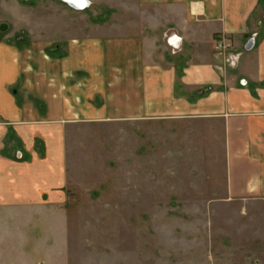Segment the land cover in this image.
Returning <instances> with one entry per match:
<instances>
[{
    "label": "crops",
    "instance_id": "1",
    "mask_svg": "<svg viewBox=\"0 0 264 264\" xmlns=\"http://www.w3.org/2000/svg\"><path fill=\"white\" fill-rule=\"evenodd\" d=\"M87 1L118 19L79 33L62 28L74 19L56 17L53 34L0 40V244H14L16 218L30 220L23 244L44 218L62 230L66 136L76 124L219 123L226 199L264 201L261 0ZM220 37L233 42L234 66L214 49Z\"/></svg>",
    "mask_w": 264,
    "mask_h": 264
},
{
    "label": "rangeland",
    "instance_id": "2",
    "mask_svg": "<svg viewBox=\"0 0 264 264\" xmlns=\"http://www.w3.org/2000/svg\"><path fill=\"white\" fill-rule=\"evenodd\" d=\"M91 8L0 0V40L53 34L56 17L74 19L78 25L62 28L79 33L119 17ZM66 145L62 230L58 218H44L23 244L21 225L30 220L16 218L14 244H0V264H264V201L226 199L219 123L76 124Z\"/></svg>",
    "mask_w": 264,
    "mask_h": 264
},
{
    "label": "built area",
    "instance_id": "3",
    "mask_svg": "<svg viewBox=\"0 0 264 264\" xmlns=\"http://www.w3.org/2000/svg\"><path fill=\"white\" fill-rule=\"evenodd\" d=\"M233 47V42L228 37H220L215 41L214 49L220 54L225 55V62L234 66L238 61V54H232L231 50Z\"/></svg>",
    "mask_w": 264,
    "mask_h": 264
},
{
    "label": "bare ground",
    "instance_id": "4",
    "mask_svg": "<svg viewBox=\"0 0 264 264\" xmlns=\"http://www.w3.org/2000/svg\"><path fill=\"white\" fill-rule=\"evenodd\" d=\"M60 1V0H59ZM66 1H72L73 6L77 7V8H81L83 7L84 9H86L87 5H88V1L87 0H66ZM61 2V1H60ZM70 4V3H69ZM83 9V10H84Z\"/></svg>",
    "mask_w": 264,
    "mask_h": 264
},
{
    "label": "water",
    "instance_id": "5",
    "mask_svg": "<svg viewBox=\"0 0 264 264\" xmlns=\"http://www.w3.org/2000/svg\"><path fill=\"white\" fill-rule=\"evenodd\" d=\"M59 1V0H58ZM62 3H64V4H66V5H68L69 7H71V8H73V9H76V10H83L84 8L83 7H81V8H77V7H75V6H73V2L71 1H66V0H60ZM70 3V4H69ZM88 6V5H87ZM86 6V7H87ZM0 29H3V25H1L0 26Z\"/></svg>",
    "mask_w": 264,
    "mask_h": 264
},
{
    "label": "trees",
    "instance_id": "6",
    "mask_svg": "<svg viewBox=\"0 0 264 264\" xmlns=\"http://www.w3.org/2000/svg\"><path fill=\"white\" fill-rule=\"evenodd\" d=\"M21 1H24V0H21ZM261 6L264 8V0H261V1H260V7H261ZM53 48H56V46H54ZM51 50H53V49H51ZM51 50H49V51H50V52H49L50 54H51V52H52Z\"/></svg>",
    "mask_w": 264,
    "mask_h": 264
}]
</instances>
